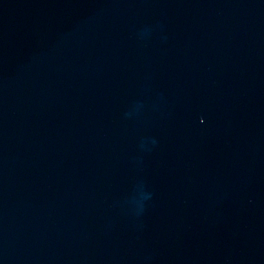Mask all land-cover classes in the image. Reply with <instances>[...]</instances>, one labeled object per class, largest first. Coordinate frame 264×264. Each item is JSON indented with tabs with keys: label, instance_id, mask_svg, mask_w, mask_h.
I'll list each match as a JSON object with an SVG mask.
<instances>
[{
	"label": "water",
	"instance_id": "water-1",
	"mask_svg": "<svg viewBox=\"0 0 264 264\" xmlns=\"http://www.w3.org/2000/svg\"><path fill=\"white\" fill-rule=\"evenodd\" d=\"M0 264H264V0H0Z\"/></svg>",
	"mask_w": 264,
	"mask_h": 264
}]
</instances>
